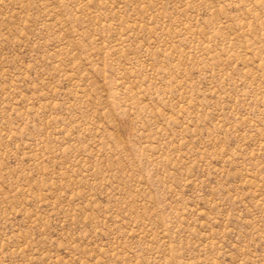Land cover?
I'll use <instances>...</instances> for the list:
<instances>
[{"label":"rangeland","instance_id":"obj_1","mask_svg":"<svg viewBox=\"0 0 264 264\" xmlns=\"http://www.w3.org/2000/svg\"><path fill=\"white\" fill-rule=\"evenodd\" d=\"M0 264H264V0H0Z\"/></svg>","mask_w":264,"mask_h":264}]
</instances>
